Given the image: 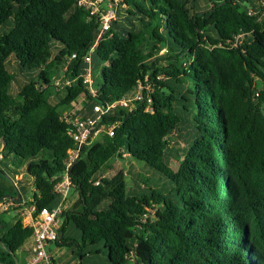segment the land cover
I'll return each instance as SVG.
<instances>
[{
  "label": "trees",
  "instance_id": "16d2710c",
  "mask_svg": "<svg viewBox=\"0 0 264 264\" xmlns=\"http://www.w3.org/2000/svg\"><path fill=\"white\" fill-rule=\"evenodd\" d=\"M88 1L111 5L108 29L79 0H0V201L23 173L29 204L53 206L75 148L61 112L81 101L90 114L140 86L131 107L103 115L114 135L70 168L76 198L57 243L77 248L76 264H264V0ZM60 71L70 83L57 87ZM125 152L152 173L132 174V188L122 170L104 175ZM9 211L0 264L31 236Z\"/></svg>",
  "mask_w": 264,
  "mask_h": 264
},
{
  "label": "built area",
  "instance_id": "2783aa9c",
  "mask_svg": "<svg viewBox=\"0 0 264 264\" xmlns=\"http://www.w3.org/2000/svg\"><path fill=\"white\" fill-rule=\"evenodd\" d=\"M79 3L89 7L91 13L100 11V29L101 31L108 29L110 20L114 18V11L110 4L101 10L100 5L95 1L79 0ZM99 37L100 34L98 35V38ZM84 58L85 61H90L89 54ZM83 77L84 81L91 85L92 80L90 79L89 69H87ZM53 82L57 87L65 83H70L68 79L62 80V76L57 79L54 78ZM140 88L139 86L138 90L132 96H122L108 105L103 106L99 103L94 104L90 114L83 113L79 115L80 113L72 106L61 112V118L69 125L68 132L75 143V148L68 150L64 170L61 173L60 180L55 183L54 192L56 193V202L54 205L50 207L42 206L37 210L33 205L31 211L26 216V223L22 221L24 225L31 228L30 243L26 249L28 254L26 264H62L57 262L51 254L46 251L45 246L48 243L57 242L59 239V216L62 211L67 208L69 200L68 192L70 186L72 187L69 170L80 156L83 147L90 146V144L99 140L104 135H114L116 124L103 121V115L108 113V111L116 105L131 107L132 101L141 98ZM78 102L81 103V101ZM3 200H11L9 201L10 203L16 202L12 198H3ZM3 200L0 202V212L6 210L8 207V204L3 203ZM18 203L23 202L19 201Z\"/></svg>",
  "mask_w": 264,
  "mask_h": 264
},
{
  "label": "rangeland",
  "instance_id": "374dc122",
  "mask_svg": "<svg viewBox=\"0 0 264 264\" xmlns=\"http://www.w3.org/2000/svg\"><path fill=\"white\" fill-rule=\"evenodd\" d=\"M101 2L105 3L106 0H101ZM8 67L10 70L15 71L16 63L14 62L13 59H11L10 62L8 63ZM61 74H62L61 71L54 74L53 79L60 78ZM10 90L12 94H15L17 90V84L12 83ZM56 98H57V95L56 96L53 95L50 99V102L52 104L55 103ZM71 106L74 107V109L80 114H83L85 111L84 105L81 104L80 102L72 104ZM170 143L172 147L184 146L183 139L182 138L178 139V136H172V138L170 139ZM123 154H124L123 158H121L122 156L121 157L119 156V157H115L114 159L110 160L112 168L109 171H105L104 175H112L118 170H122L129 177V179L127 180V184L129 185L130 188L135 187L133 180H131L132 174L137 175V177H145V176L150 177L152 175V173L144 166V164L131 158L126 152ZM168 162H169L170 167L172 168H176L177 163H178L175 157L171 155H169ZM13 177H14V173L10 170L8 171L7 178L6 177L2 178L4 179V181H6L7 185L10 186L12 190H13V185H12V180L10 179H12ZM15 178L16 179H27L26 183H24L25 182L24 180L22 183L19 181L17 182V185L19 187L18 192L20 193V198L18 202L22 201L23 203H18V202L10 203L9 201L11 200H3V203L8 204L7 209H11V211L5 214L7 218H12L14 215H20L22 221L26 223V216L33 207V204H29V201H32L33 199L34 186L32 185L31 178L23 173L18 174ZM155 180L156 178H154V184H157L155 183ZM7 191L9 190L7 189ZM68 197H69V200H68L67 208L71 204V202L76 198V191L71 186L69 188ZM0 202H2V200ZM29 243H30V239H27L22 244V246L15 251L14 254L17 259L18 264H26V261L28 258L26 249L28 248ZM2 249L3 248L0 245V251ZM45 249L59 263H62V264H76L77 263V260H78V256L76 254L77 248L74 245L66 244L64 242H62L61 244H58L57 242H52V243L46 244Z\"/></svg>",
  "mask_w": 264,
  "mask_h": 264
},
{
  "label": "water",
  "instance_id": "95a60500",
  "mask_svg": "<svg viewBox=\"0 0 264 264\" xmlns=\"http://www.w3.org/2000/svg\"><path fill=\"white\" fill-rule=\"evenodd\" d=\"M2 198H12V199H14V201L18 202V200L20 198V194H19L18 191H16V196L11 197L9 194H5ZM1 226H2V223H0V227ZM0 244H1V241H0ZM7 251L13 257V260H14L15 264H18L17 259L15 257V254L12 251H10V250H7Z\"/></svg>",
  "mask_w": 264,
  "mask_h": 264
}]
</instances>
